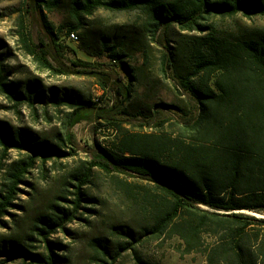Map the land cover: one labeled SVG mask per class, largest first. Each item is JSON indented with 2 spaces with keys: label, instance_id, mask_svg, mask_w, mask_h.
<instances>
[{
  "label": "trees",
  "instance_id": "trees-1",
  "mask_svg": "<svg viewBox=\"0 0 264 264\" xmlns=\"http://www.w3.org/2000/svg\"><path fill=\"white\" fill-rule=\"evenodd\" d=\"M29 2L42 22L45 37L33 43L29 36H23L29 53L39 64L62 75L92 74L107 91H114L119 100L103 107L91 98L65 89L45 90L31 80L8 82L0 62V92L16 107L26 104L33 110L37 106L72 109L67 131L58 134L56 141L37 137L27 128L0 122L2 156L10 149L24 154L7 165L0 188V224H4L2 217L9 213L21 191L20 185L38 162L56 163L78 152L70 131L76 123L92 117L120 131L110 148H102L103 152L90 162L65 173L58 196L63 203L53 202L37 215L23 241L9 238L0 242L3 248L0 255L9 258L0 260V264L14 261L20 255L33 264L68 261L65 252H58L64 245L51 237L59 231L66 232L67 225L84 213L90 216L98 213L86 205L100 201L90 192L95 171H101L121 186L126 208L134 220V223L108 220L109 235L88 238L91 257L98 264H115L126 251L133 253L136 264H154L139 253L138 245L174 237L179 240L182 254L202 252L206 264H264V217L251 214L264 215V29L227 36L209 21L213 16H264V0ZM63 4L73 19L68 25V35L85 28L84 19L98 9L140 11L143 35L155 42L162 38L163 32L178 29V38H172L170 32L165 40L167 51L163 52L161 67L165 73L168 70L175 73L181 86L196 101L197 113L179 124L177 135L165 130L130 131L119 123L118 116L128 108L139 72L126 61L132 52L118 34H104L100 46L120 71L109 64H105L109 71H95L91 62L81 59L72 61L80 67L73 69L61 61L67 46L59 40L45 11ZM174 41L176 48L171 45ZM141 51L148 61L150 54L145 45ZM160 106L181 109L174 104L160 103ZM86 221L90 223L89 218ZM31 240L42 242L44 251H32L35 245Z\"/></svg>",
  "mask_w": 264,
  "mask_h": 264
},
{
  "label": "rangeland",
  "instance_id": "rangeland-1",
  "mask_svg": "<svg viewBox=\"0 0 264 264\" xmlns=\"http://www.w3.org/2000/svg\"><path fill=\"white\" fill-rule=\"evenodd\" d=\"M29 3V0H0V62L7 72L9 78L7 81L22 83L31 80L38 82L45 90L65 89L74 95L91 98L98 106L103 107H110L117 102L119 100L117 94L111 89L107 91L96 76L57 74L42 67L29 53L23 34L29 36L30 42L33 43H39L45 37L42 22L32 11ZM45 14L57 32L59 40L67 46L61 61L73 69L80 67L74 66L72 61L81 59L91 62L95 71H109V66L105 64L120 71L118 64L114 63L110 54L101 48L100 43L104 34H118L127 42L132 53L126 61L137 69L139 79L132 85L133 95L127 102L128 108L118 116L119 123L124 128L145 132L165 130L177 135L179 124L185 122L186 118L196 115V101L181 86L172 70L165 73L161 67L163 52L167 51L165 40L170 37V32L172 38H178L177 28L163 32L162 38L155 42L143 35L140 11L98 9L84 19L85 28L75 31L78 40H73L67 33L68 25L73 23V19L64 4L51 11L46 10ZM209 21L221 34L227 36H235L250 29H264V16L253 18H247L242 14L232 17L213 16ZM143 45L150 54L148 61L141 51ZM171 45L176 48L177 43L174 41ZM54 65L57 63L54 62ZM121 76L125 75L121 72ZM124 79L129 83L127 76ZM160 103L174 104L181 109L160 106ZM71 112L72 109L67 106L61 108L37 106L35 110L26 104L16 107L0 92V122L8 123L14 128H27L43 139L56 141L58 134L64 135L67 131L68 114ZM70 131L78 152L71 157L57 160L56 163L50 160L44 165L40 162L36 164L26 177L25 183L20 185L21 191L13 201L14 205L8 209L9 213L2 217L4 224H0V242L9 238L23 241L31 231L32 222L37 215L45 212L53 202L63 203L58 196L62 193L65 173L78 165L90 162L96 154L103 152L102 148H110L120 130L108 127L102 120L95 121L89 117L76 123ZM64 148L69 150L67 146ZM2 155L4 154L0 145V188L5 181L7 165L24 156L15 149H10L5 156ZM95 174L90 192L99 198L100 203L96 201L86 205L95 208L98 213L92 216L84 213L80 219L67 225L66 232L59 231L51 237L52 240L64 245L58 252L60 254L65 252L69 259L63 264H98L91 257L87 245L88 238L94 235H109L106 227L108 220H127L134 223L126 208L121 186L101 171H95ZM129 180L133 182L131 178ZM86 218H89L90 223ZM30 242L35 245L32 251H44L42 242L34 240ZM7 248L10 249V246ZM137 248L146 260L154 264H206L202 252L182 254L181 245L176 237L153 239L143 242ZM14 249L18 250V247L14 246ZM3 259L9 258L6 254L0 255V260ZM6 264L33 263L29 259L25 260L24 255H20L16 260L8 261ZM115 264H136L133 253L124 252Z\"/></svg>",
  "mask_w": 264,
  "mask_h": 264
},
{
  "label": "built area",
  "instance_id": "built-area-1",
  "mask_svg": "<svg viewBox=\"0 0 264 264\" xmlns=\"http://www.w3.org/2000/svg\"><path fill=\"white\" fill-rule=\"evenodd\" d=\"M69 37L73 40H78V35L75 31H72L70 34H69Z\"/></svg>",
  "mask_w": 264,
  "mask_h": 264
},
{
  "label": "water",
  "instance_id": "water-1",
  "mask_svg": "<svg viewBox=\"0 0 264 264\" xmlns=\"http://www.w3.org/2000/svg\"><path fill=\"white\" fill-rule=\"evenodd\" d=\"M251 214H253V215H255V216H258V217H264V216H262V215H258V214H256V213H251Z\"/></svg>",
  "mask_w": 264,
  "mask_h": 264
},
{
  "label": "bare ground",
  "instance_id": "bare-ground-1",
  "mask_svg": "<svg viewBox=\"0 0 264 264\" xmlns=\"http://www.w3.org/2000/svg\"><path fill=\"white\" fill-rule=\"evenodd\" d=\"M252 213H254V212H252ZM256 214H258V213H256ZM259 215V214H258Z\"/></svg>",
  "mask_w": 264,
  "mask_h": 264
}]
</instances>
